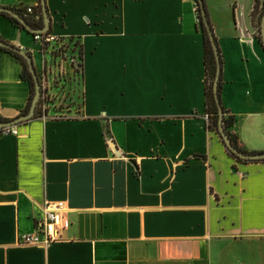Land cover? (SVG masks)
I'll use <instances>...</instances> for the list:
<instances>
[{"label": "crops", "instance_id": "crops-1", "mask_svg": "<svg viewBox=\"0 0 264 264\" xmlns=\"http://www.w3.org/2000/svg\"><path fill=\"white\" fill-rule=\"evenodd\" d=\"M37 4L0 0L25 11ZM205 4L223 59L221 100L235 118L230 130L245 151L264 152L255 0ZM46 6L48 32L76 43L65 80L74 91L41 98L32 118L12 125L17 134L0 133V264H264V160L238 161L207 127L196 1ZM0 38L30 52L44 76L53 43L4 15ZM21 71L0 46L2 120L26 112ZM46 200L67 203L61 239L20 244L44 218Z\"/></svg>", "mask_w": 264, "mask_h": 264}, {"label": "built area", "instance_id": "built-area-1", "mask_svg": "<svg viewBox=\"0 0 264 264\" xmlns=\"http://www.w3.org/2000/svg\"><path fill=\"white\" fill-rule=\"evenodd\" d=\"M34 8L32 6L27 7V12L32 13ZM34 32V39L40 42L42 45L53 43L51 54L53 59L45 71L44 76L39 75L42 82L43 95L42 99L48 101L50 99H56L59 96L54 93L53 85L58 87L63 83L62 90L66 95H70L74 89L67 84V72L64 71V67L67 65H74L77 57L74 55V44L66 37L61 35H55L51 32ZM55 42V43H54ZM24 49L22 46H20ZM58 58L60 59L58 61ZM62 60V61H61ZM53 67V71L49 69ZM62 69V70H61ZM54 70H57L54 72ZM61 75V76H60ZM68 86V87H67ZM1 133L3 134H17L18 130L16 126L2 127ZM44 210V218L38 224L37 228L32 232H26L19 236V243L24 245H48L53 241L61 239V231L69 225V219L67 216L68 206L65 200H46L42 205Z\"/></svg>", "mask_w": 264, "mask_h": 264}, {"label": "trees", "instance_id": "trees-1", "mask_svg": "<svg viewBox=\"0 0 264 264\" xmlns=\"http://www.w3.org/2000/svg\"><path fill=\"white\" fill-rule=\"evenodd\" d=\"M195 1H196L197 15H198L199 22L201 24V29H202L203 38H204V46H205V97H206L205 103H206L207 127L210 130L216 131L219 134L221 140L223 141L220 131H219V106H218V103L215 97V92H214V80H215V75H216L217 61H216L215 52H214V49H213V46H212V43L209 37V33L203 21V16H202L199 1L198 0H195ZM205 8H206L208 19L210 21L206 4H205ZM15 9L18 10L22 15H24L33 27L34 26L41 27V24L43 23V19H44L41 0H38L37 7L34 8V11L32 13L27 12V9L25 11L20 7L15 8ZM263 12H264V0H255V4L251 12V18L253 21V25H255L256 30H257L256 37L259 39V41L262 44L263 42H262L261 20H262ZM0 15H4L8 17L13 23L18 25L19 27L25 28V26L16 17L12 16L11 14L0 11ZM210 24H211V21H210ZM211 27H212V24H211ZM33 35H34V32H33ZM216 42H217V39H216ZM217 45H218V49L220 53V47H219L218 42H217ZM263 47H264V44H263ZM1 48L5 50L8 49L19 60V62L22 65L21 76L23 79H25L28 82L29 88H30L29 102L25 109V111H27L28 108L30 107V104L32 102V99L35 93V81H34L32 72L30 71L28 62L26 58L20 53L13 51L9 48L3 47V46H1ZM76 49L77 48H76V43H75L73 51H76ZM78 49H79L78 51L80 55H82V47H79ZM220 61L222 65L223 59H222L221 53H220ZM80 65H81V62H79V66ZM222 87H223V77H222V70H221V75H220L219 82H218V93H219L221 105L223 107V112H224L223 125H224L226 132L229 134L233 144L237 146L239 149L245 151L239 146V143L237 141L235 134H233L230 130V127L233 124L235 118L232 114L227 115V113H229V110L223 105L222 100H221ZM40 100H39V103L41 102ZM1 129L2 127H0V133L2 131ZM227 150L229 154L235 157L238 161H247L237 156L228 147H227Z\"/></svg>", "mask_w": 264, "mask_h": 264}, {"label": "water", "instance_id": "water-1", "mask_svg": "<svg viewBox=\"0 0 264 264\" xmlns=\"http://www.w3.org/2000/svg\"><path fill=\"white\" fill-rule=\"evenodd\" d=\"M198 1L200 4L202 16H203V21H204L205 26L207 28V31L209 33V37H210V40H211V43H212V46H213V49L215 52L216 61H217L216 75H215V80H214V92H215V97H216V100H217V103L219 106V131H220L221 137L223 139V142L237 156H239V157H241L247 161L264 160V152L243 151V150L239 149L237 146H235L233 144L229 134L226 132V130L224 128V125H223L224 112H223V107L221 105V101H220V97H219V93H218V82H219V78H220L221 70H222V65H221V61H220V53H219V49H218V45L216 42V38H215L213 28L211 27L210 21H209L208 16H207V12H206V8H205V1L204 0H198ZM41 4H42V9H43V16H44L45 25L40 27V28L33 27L30 24V22L27 20V18L13 7L0 6V11L9 13L12 16L16 17L25 26V28H27L31 31H37V32L43 33V32H48V30L50 28V16L48 14L47 6H46V0H41ZM261 27H262L261 28V30H262V42L264 44V12L262 15ZM0 46L9 48V49L16 51V52L20 53L21 55H23L28 62L30 71L32 72V75H33L34 81H35V93H34L32 102L30 104V107L28 108V110L26 112L20 114L19 116L15 117L11 120L0 119V127H5V126H12V125L17 124L19 122L28 120L35 115L37 105L39 103L41 96L43 95V88H42V82L40 80L39 74H38L37 69H36L35 64H34L33 56L30 52L22 49L18 45L10 43L9 41L4 40L2 38H0ZM49 69H51L53 71L52 66ZM56 86L57 85H53L52 88H55ZM111 145L114 146L115 151H118V148L114 145V142H111Z\"/></svg>", "mask_w": 264, "mask_h": 264}, {"label": "rangeland", "instance_id": "rangeland-1", "mask_svg": "<svg viewBox=\"0 0 264 264\" xmlns=\"http://www.w3.org/2000/svg\"><path fill=\"white\" fill-rule=\"evenodd\" d=\"M55 43V42H54ZM46 58H47V60H48V64H50L51 63V61H52V59H53V56H52V54L51 53H47L46 55ZM77 59H78V57H77ZM60 59L58 58V61H59ZM80 61V60H79ZM64 69V71L65 72H67L66 74H67V78H68V76L70 75V71L67 69V66L66 67H64L63 68ZM62 70V69H61ZM57 70H54V72H56ZM77 74V73H76ZM61 76V75H60ZM71 81V83H74V79H71L70 80ZM79 81V80H78ZM78 81H76V86L78 85ZM61 82H63L59 87H55L54 88V93H56L59 97H58V99H60V98H64L65 96H66V93H65V91H63L62 90V85L65 83L64 81H61ZM78 94V93H77Z\"/></svg>", "mask_w": 264, "mask_h": 264}, {"label": "flooded vegetation", "instance_id": "flooded-vegetation-1", "mask_svg": "<svg viewBox=\"0 0 264 264\" xmlns=\"http://www.w3.org/2000/svg\"><path fill=\"white\" fill-rule=\"evenodd\" d=\"M62 61V60H61Z\"/></svg>", "mask_w": 264, "mask_h": 264}]
</instances>
